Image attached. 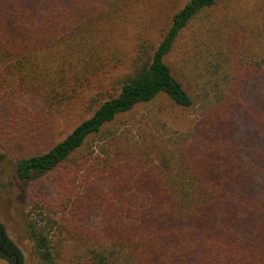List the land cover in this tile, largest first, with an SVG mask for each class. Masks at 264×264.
<instances>
[{
    "label": "trees",
    "instance_id": "obj_1",
    "mask_svg": "<svg viewBox=\"0 0 264 264\" xmlns=\"http://www.w3.org/2000/svg\"><path fill=\"white\" fill-rule=\"evenodd\" d=\"M140 1L0 0V93L88 114L13 162L21 179L55 172L60 184L52 200L26 195L35 257L264 264V0H185L127 56L101 22ZM12 254L21 264L0 223V257Z\"/></svg>",
    "mask_w": 264,
    "mask_h": 264
},
{
    "label": "rangeland",
    "instance_id": "obj_2",
    "mask_svg": "<svg viewBox=\"0 0 264 264\" xmlns=\"http://www.w3.org/2000/svg\"><path fill=\"white\" fill-rule=\"evenodd\" d=\"M184 2L185 0H141L127 18L108 24L101 22L106 32V43L109 46H120L127 56L134 53L140 39H150L156 43L173 12ZM182 41L183 38L179 44ZM174 57L175 52L167 61H172ZM252 91L261 93L260 84L252 83L247 93L251 94ZM140 110L141 107L136 112ZM87 115L76 107L55 113L30 93H0V223L7 237L19 248L21 264H39L25 229L23 211L26 195L52 200L57 198L60 184L55 172L29 180L21 179L15 172L13 162L43 151ZM190 117L193 118V114ZM248 126L243 115L239 114L235 121L236 133L243 134ZM0 264H14V259L12 257L8 261L0 257Z\"/></svg>",
    "mask_w": 264,
    "mask_h": 264
},
{
    "label": "flooded vegetation",
    "instance_id": "obj_3",
    "mask_svg": "<svg viewBox=\"0 0 264 264\" xmlns=\"http://www.w3.org/2000/svg\"><path fill=\"white\" fill-rule=\"evenodd\" d=\"M12 257H14V254H12L11 256H10V258H12ZM16 264H19L18 263V261H17V259H16V262H15Z\"/></svg>",
    "mask_w": 264,
    "mask_h": 264
}]
</instances>
